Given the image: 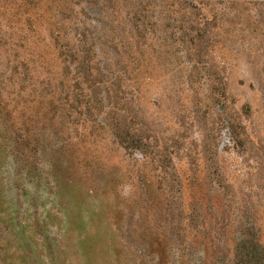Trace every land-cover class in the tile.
I'll return each mask as SVG.
<instances>
[{
    "label": "rangeland",
    "instance_id": "374dc122",
    "mask_svg": "<svg viewBox=\"0 0 264 264\" xmlns=\"http://www.w3.org/2000/svg\"><path fill=\"white\" fill-rule=\"evenodd\" d=\"M32 2L58 110L0 264H264V0Z\"/></svg>",
    "mask_w": 264,
    "mask_h": 264
},
{
    "label": "trees",
    "instance_id": "16d2710c",
    "mask_svg": "<svg viewBox=\"0 0 264 264\" xmlns=\"http://www.w3.org/2000/svg\"><path fill=\"white\" fill-rule=\"evenodd\" d=\"M33 4L32 0H0V160L15 161L14 166L32 175L31 181L42 159L47 116L43 113L44 99L50 96V120L55 121L58 110L56 76H42L51 62L44 60L39 48L43 40L31 15ZM19 15L26 17L21 21ZM80 35L79 44L84 49L78 56V69L85 71L92 60V50L85 48L86 38ZM252 248L255 249L254 244Z\"/></svg>",
    "mask_w": 264,
    "mask_h": 264
}]
</instances>
